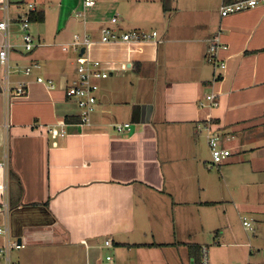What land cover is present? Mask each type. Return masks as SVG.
<instances>
[{"label": "crops", "instance_id": "crops-1", "mask_svg": "<svg viewBox=\"0 0 264 264\" xmlns=\"http://www.w3.org/2000/svg\"><path fill=\"white\" fill-rule=\"evenodd\" d=\"M83 1L0 0L12 45L9 80L0 67V226L25 246L14 260L199 264L205 246L210 264H264V6L223 18L221 7L236 0ZM22 17L39 43L30 53ZM105 28L158 35L105 43ZM75 35L92 40L81 60L116 69L100 82L90 126L66 97L80 61L68 49ZM218 35L226 69L216 72L206 57ZM5 40L0 31V48ZM35 63L41 69L26 76ZM20 84L26 93L14 96ZM207 127L231 152L218 167Z\"/></svg>", "mask_w": 264, "mask_h": 264}, {"label": "built area", "instance_id": "built-area-1", "mask_svg": "<svg viewBox=\"0 0 264 264\" xmlns=\"http://www.w3.org/2000/svg\"><path fill=\"white\" fill-rule=\"evenodd\" d=\"M85 8H91L95 5V0H84ZM258 6H264V0H236L232 3L224 4L221 7V16L223 18L230 15L240 13L246 10L256 8ZM8 9L7 5L3 7V10ZM30 10H33V6H29ZM75 16L82 17L81 13H75ZM118 21L117 17L112 19V23ZM10 19L8 16L0 22V31L6 35V40L1 45L0 48V67L3 70L5 80H9V54L12 49V45L9 42V26ZM30 20L28 17H22L20 19V27L22 32L23 46L26 52L30 53L34 51L39 43L35 37L30 33ZM157 32L152 34L139 33L137 31L131 33H123L120 36L114 33L111 28H105L102 31V42H140L151 40L157 37ZM92 43L91 37L89 35H84L83 37L79 35L74 36L73 47H77L76 51L81 52L83 48H87ZM80 47V48H79ZM221 49H226L224 44L221 43L219 35L212 38L209 41V49L207 53V61L215 65V70L224 71L226 69V63L221 61L218 57V52ZM41 69V66L37 63L32 64L25 68L24 73L26 76L31 75L34 71ZM115 68L107 67L105 64L99 61L88 60L85 63L79 65L76 70V76L66 87V97L69 100L76 102L78 109L80 111V123L81 125L90 126L92 121V115L96 112L98 106V92L100 90V82L107 79L110 76V72L115 71ZM219 80V76H215V81ZM37 82L47 86L50 90L55 89V84L51 80H45L43 77H38ZM11 93V92H10ZM15 93V94H13ZM26 93V85L20 84L15 92H12L14 96L21 97ZM206 100L209 101L211 107H218L219 102L216 101L215 94H209L206 96ZM204 105V104H202ZM64 127V125H61ZM47 133H54V126H46ZM131 128L130 124H119L115 127L118 133H123L124 131H129ZM207 140L208 146L211 152L212 165L221 166L226 160L231 156V152L221 145L222 137L221 135L212 129V127H207ZM64 136V131L61 133ZM8 157L6 156V159ZM7 167V160L0 163V168ZM8 205L4 204V212L8 213ZM243 225L250 231H253L251 223L246 219H242ZM0 235L4 238V244L0 247V264H20V262L14 260L13 253L16 250H20L25 246L22 243L14 240L12 238L11 229L9 223L0 226ZM105 247H112V242L110 240L105 241ZM201 259L199 264H210V255L207 247L203 246L200 249ZM103 264H117L111 255H107L104 259ZM224 264V263H223Z\"/></svg>", "mask_w": 264, "mask_h": 264}, {"label": "rangeland", "instance_id": "rangeland-1", "mask_svg": "<svg viewBox=\"0 0 264 264\" xmlns=\"http://www.w3.org/2000/svg\"><path fill=\"white\" fill-rule=\"evenodd\" d=\"M79 20H81L82 22H83V20H84V18L82 19V18H78ZM78 34H80V35H83V34H81V33H78ZM82 37V36H81ZM74 41H73V39H72V41H71V44H70V46L68 47V49L69 50H71L72 52H73V54L80 60L79 61V64H78V66L79 65H81V64H83V63H85L83 60H81L82 58H79V52L78 51H76V48L75 47H73V45H72V43H73ZM80 48V47H79ZM250 221V220H249ZM254 227H255V224L253 225ZM251 238V239H250ZM249 241H251V242H253L254 241V236L253 235H250V237H249Z\"/></svg>", "mask_w": 264, "mask_h": 264}, {"label": "trees", "instance_id": "trees-1", "mask_svg": "<svg viewBox=\"0 0 264 264\" xmlns=\"http://www.w3.org/2000/svg\"><path fill=\"white\" fill-rule=\"evenodd\" d=\"M31 19V18H30ZM36 20H38V21H43L44 20V15L43 14H41V16L40 17H38Z\"/></svg>", "mask_w": 264, "mask_h": 264}, {"label": "water", "instance_id": "water-1", "mask_svg": "<svg viewBox=\"0 0 264 264\" xmlns=\"http://www.w3.org/2000/svg\"><path fill=\"white\" fill-rule=\"evenodd\" d=\"M84 52H85V48L82 49V51H81V55H83ZM18 242L20 243V241H18Z\"/></svg>", "mask_w": 264, "mask_h": 264}]
</instances>
